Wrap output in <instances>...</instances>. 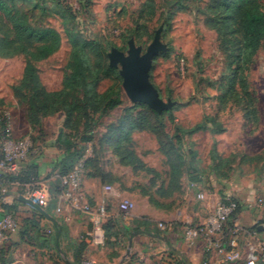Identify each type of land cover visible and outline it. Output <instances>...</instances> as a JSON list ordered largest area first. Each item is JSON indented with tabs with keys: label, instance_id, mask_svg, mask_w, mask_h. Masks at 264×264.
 <instances>
[{
	"label": "rangeland",
	"instance_id": "374dc122",
	"mask_svg": "<svg viewBox=\"0 0 264 264\" xmlns=\"http://www.w3.org/2000/svg\"><path fill=\"white\" fill-rule=\"evenodd\" d=\"M8 1L32 26L53 28L60 34L59 49L35 62L41 84L48 91L63 92V82L73 70L66 27L99 44L93 48L107 62L110 49L126 53L130 39L144 52L162 27L160 40L166 47L154 57L149 79L159 96L174 105L156 116L126 97L98 121L91 139L81 144L79 152L86 160L84 191L88 199L99 201L103 185H112L118 195L110 196L108 203L130 217L135 227L165 236V226L170 223L182 235L183 226L168 221L187 200L197 198L194 190L185 194L192 173L204 177L207 191L219 194L225 183L237 177L245 181L264 177V40L246 63L241 86L230 91L228 66L243 39L237 17L230 21L232 33H219L210 22L216 17L210 10L212 0ZM0 37H13L1 11ZM26 60L27 56L19 53L0 55V113L9 112L14 136L42 144L45 137L54 136L56 127H67L65 131L85 129L81 111L85 108L95 115L99 103L93 97L87 104L82 102L84 86L80 84L84 77L73 79L68 90L61 93L55 113L36 111L27 99L31 90L20 86ZM84 75L85 82L99 77L95 89L101 94L118 81L122 86L119 68L115 73ZM137 120L144 127L139 125L126 141L117 142L119 129L125 130L129 121ZM118 147L131 151L136 160L123 163ZM34 149L39 152L37 145ZM123 199L131 205L122 208ZM114 243V248L108 246L109 254L126 246L125 240Z\"/></svg>",
	"mask_w": 264,
	"mask_h": 264
},
{
	"label": "trees",
	"instance_id": "16d2710c",
	"mask_svg": "<svg viewBox=\"0 0 264 264\" xmlns=\"http://www.w3.org/2000/svg\"><path fill=\"white\" fill-rule=\"evenodd\" d=\"M210 10L216 15L210 22L218 27L219 33H232L230 21L235 16L243 29L242 46L238 52L232 54L229 63L228 86L230 91H237L241 82L245 78L246 63L250 60L253 53L256 51L261 41L264 40V0H212ZM0 11L7 18L13 31V37H0V55L13 56L15 54H24L27 56L23 68V74L20 79V86L25 89H30L31 94L25 98L32 109L43 113H55L58 110L56 107L58 97L70 87L73 79L83 76L85 72L94 73L102 71L105 74L115 73V68L108 65L106 57L93 46H99L88 40L81 38L73 29L65 28L72 46V73L63 82V92L48 91L40 81L35 62L43 60L55 53L61 42L60 34L53 28L34 27L30 24L27 17L18 10L11 1L0 0ZM90 49L93 53H90ZM99 49V48H98ZM92 61V63H91ZM231 66H234L231 68ZM94 69V71H92ZM81 82L80 86H84L82 93V102L87 104L92 97L98 101L99 108L96 114L88 112L85 108L81 111L84 118L85 129L81 132L70 129L65 131L67 127H62L56 136V146L61 150L60 154L54 158L52 168L45 177H40L38 166L35 162L25 163L27 158L19 163V168L13 173L4 174L0 180V190H12L23 196H32L35 192L46 190L49 193L50 205L56 206L57 196L61 193L65 185L61 182V177L66 176L73 169L76 162L81 158L79 154L81 144L89 142L94 126L104 117L109 111L121 105L126 96L121 86V81L114 83L103 94L99 93L95 87L99 77H95L91 81ZM248 104V103H247ZM145 108L146 111L158 116V113L149 109L144 103H137ZM80 113V112H79ZM141 120L145 121L146 117L141 115ZM140 125L139 120L129 121L125 130L117 132V142L126 139L132 129ZM142 126V125H140ZM123 127V124L120 126ZM144 127V125L142 126ZM141 128V127H140ZM45 139V138H44ZM35 141V139H34ZM33 141V142H34ZM118 152L121 156V161L125 164L133 163L136 158L131 151H122L118 147ZM86 167V160H85ZM191 181H198L202 175L192 173ZM1 193V191H0ZM223 197V196H222ZM94 204L93 200H90ZM18 200L14 199L12 203H4L0 200V207L5 213H10L16 221V229L8 234L7 241L0 243V264H9L11 262L8 252L11 248L12 241L19 236L21 239H26L31 245L37 247L46 246L48 243L55 245L60 227L56 220L53 222V231H47L42 226V221L45 215L37 210L33 211L31 217L21 216ZM45 212H48L46 207H42ZM239 208V207H238ZM237 208V210H238ZM237 210L230 216L227 221V226H232V219L235 217ZM119 221L113 216H108L103 228L105 233V245L114 246V242L118 241V235L124 231L127 236L126 226L119 225ZM257 232L256 227H252ZM146 230V229H145ZM153 236H162L159 231H150ZM258 233V232H257ZM119 242V241H118ZM85 247L84 244L77 245L78 253L80 254ZM114 248V247H113ZM77 255L74 262L80 264L81 257ZM116 254V253H113ZM236 264H246L245 262H235ZM177 264H186L184 259H181ZM257 264H262L257 260Z\"/></svg>",
	"mask_w": 264,
	"mask_h": 264
},
{
	"label": "crops",
	"instance_id": "0c3cea01",
	"mask_svg": "<svg viewBox=\"0 0 264 264\" xmlns=\"http://www.w3.org/2000/svg\"><path fill=\"white\" fill-rule=\"evenodd\" d=\"M56 128L57 131L54 136L45 137L42 144L32 141L33 152H30L32 156L30 155L25 161V163H36L40 177H45L50 172L54 158L61 151L56 146V136L62 127ZM36 145L39 147V152H35L34 147ZM187 185L186 195L188 190L191 189L197 194L203 193L205 199L187 200L176 212V215L168 221L182 225V235L178 234L179 230L177 228L168 223L166 224L168 226L165 236H153L142 227H135L130 217L118 212L112 204L108 203L109 200H106L108 216H113L120 222V226L123 223L127 229V236H125L124 231H121L118 235V241L125 240L126 246L124 248L119 246L116 254H109V250H107L109 248L105 244L101 247H94L88 243L86 234L91 228V221L86 213L65 208L59 215V212L55 209L56 206L50 205L49 193L46 190L35 192L32 196H25L33 200L45 213L42 226L47 231H53L54 220L57 221L60 229L55 245L48 243L46 246L37 247L29 244L26 239L16 236L8 252L11 259L9 264H76L74 260L79 254L77 245L80 244L85 245L79 254L82 263L119 264L125 253L128 238L134 231L138 232L133 236L130 254L121 264H177L183 258L170 251V246L181 251L190 264H236L227 260L226 247L222 249L209 248L203 232L200 233L192 245H188L184 240L186 227H196L201 231L203 230L208 213L222 196L233 197L239 203L236 215L232 219V225H238L245 231L255 226L258 232L255 238L264 244V212L254 206L255 199L264 196V177L254 176L248 181L237 177L233 181L224 184L221 194L215 191H207L203 176L198 181L188 182ZM1 201L12 203L14 198L7 197L1 199ZM18 206L21 210L20 215L24 217H31L33 211L37 210L30 203L22 201L19 202ZM43 206L48 209V212L43 210ZM1 211L3 209L0 207V213ZM46 215L51 219L47 218ZM131 215L136 216L135 214ZM217 237L213 238L217 239Z\"/></svg>",
	"mask_w": 264,
	"mask_h": 264
},
{
	"label": "built area",
	"instance_id": "2783aa9c",
	"mask_svg": "<svg viewBox=\"0 0 264 264\" xmlns=\"http://www.w3.org/2000/svg\"><path fill=\"white\" fill-rule=\"evenodd\" d=\"M89 144V143H88ZM32 141L29 137L16 138L10 114L7 110L0 113V180L4 174L18 170L19 163L25 160L32 150ZM89 148V145H88ZM86 177L85 156L76 162L73 169L66 176L61 177L65 185L64 190L57 196L56 211L65 208L86 213L91 221V228L87 232L88 243L94 247L105 244L103 225L108 217L106 200L110 196H117L118 191L112 185L102 187V199L91 204L84 191ZM1 193L8 191L1 188ZM12 191V190H11ZM0 193V194H1ZM198 199H205L203 193L197 194ZM131 202L123 199L120 206L127 208ZM254 206L264 212V196L257 197ZM239 203L230 196L221 197L211 208L201 231L196 227H186L184 240L188 245L195 243L203 232L209 248L222 249L226 247L227 260L231 262H245L257 264L260 260L264 264V244L256 240L257 232L253 229L243 230L238 225L227 226L230 216L237 210ZM167 227V225L165 226ZM163 227V228H165ZM16 229L15 218L10 213H0V243L7 241L8 234ZM218 236L217 239L213 237Z\"/></svg>",
	"mask_w": 264,
	"mask_h": 264
},
{
	"label": "water",
	"instance_id": "95a60500",
	"mask_svg": "<svg viewBox=\"0 0 264 264\" xmlns=\"http://www.w3.org/2000/svg\"><path fill=\"white\" fill-rule=\"evenodd\" d=\"M161 31L162 27H159L155 31L152 41L146 47L144 52H141L140 48L135 45L133 39H130L128 41V50L126 53L113 47L107 54L109 66L119 68V75L122 78V88L130 102L144 103L157 113L166 111L174 105L172 100L168 99L164 101L159 96L157 89L149 79L150 69L154 57L159 52H162L166 47L160 40ZM7 197H12L19 201L30 203L39 212H42L45 215L42 209L30 198L11 190L0 194V200ZM46 217L49 218L47 215ZM137 232L138 231H134L129 236L125 253L123 254L119 264H121L124 259L129 256L132 239ZM169 249L176 255L182 257L186 264H190L181 251L175 249L173 246H170Z\"/></svg>",
	"mask_w": 264,
	"mask_h": 264
}]
</instances>
